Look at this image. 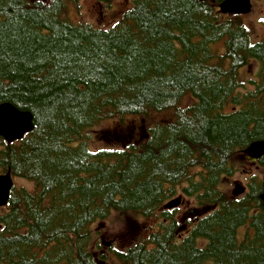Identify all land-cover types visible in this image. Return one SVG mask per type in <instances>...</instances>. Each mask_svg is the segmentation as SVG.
<instances>
[{
	"label": "trees",
	"instance_id": "obj_1",
	"mask_svg": "<svg viewBox=\"0 0 264 264\" xmlns=\"http://www.w3.org/2000/svg\"><path fill=\"white\" fill-rule=\"evenodd\" d=\"M77 1L0 0V104L34 125L12 144L0 138V174L32 185L13 186L1 209L0 264H264L262 180L252 175L237 199L217 188L264 140V77L247 90L238 78L249 62L264 68V41L234 17L220 21L223 0H132L104 29L64 17ZM151 112L171 119L143 141L88 146L100 123ZM182 185L210 208L183 242L162 210ZM112 210L157 221L108 262L90 250V226ZM248 218L256 236L237 244Z\"/></svg>",
	"mask_w": 264,
	"mask_h": 264
},
{
	"label": "rangeland",
	"instance_id": "obj_2",
	"mask_svg": "<svg viewBox=\"0 0 264 264\" xmlns=\"http://www.w3.org/2000/svg\"><path fill=\"white\" fill-rule=\"evenodd\" d=\"M213 1V0H209ZM132 0H79L76 4L67 3L64 17L69 21L79 24L85 23L96 28H108L113 26L121 14L130 8ZM251 10L246 15H241L240 23L248 30L251 42L264 41V0H250ZM219 20H225L219 14ZM220 54L223 53L221 44L217 45ZM261 74V75H260ZM258 75L264 77V68L255 62H249L239 69L238 78L247 90L250 86L248 80H255ZM191 99L186 97L183 106L189 105ZM171 119L169 113H149L144 117L111 119L100 123L88 130L87 143L93 150L101 148H121L135 141H143L146 137V129L153 124L165 122ZM234 171L231 176L220 180L218 189L227 198H232L231 192L236 185L245 186L252 175L261 179L262 166L258 163H250L246 157L237 156L234 160ZM14 187H29L32 185L24 180L13 178ZM237 197V195H235ZM235 198V197H234ZM191 202L192 199H187ZM0 208V212H1ZM183 210V207L182 209ZM184 212V211H183ZM179 215H183L180 211ZM155 217L144 219L129 213H119L112 210L104 220L94 222L90 226L91 243L90 250L94 255H103L105 260L113 262V251H123L130 245L139 242L149 229L155 226ZM108 264V263H107Z\"/></svg>",
	"mask_w": 264,
	"mask_h": 264
},
{
	"label": "water",
	"instance_id": "obj_3",
	"mask_svg": "<svg viewBox=\"0 0 264 264\" xmlns=\"http://www.w3.org/2000/svg\"><path fill=\"white\" fill-rule=\"evenodd\" d=\"M218 10L223 15H246L251 10L249 0H223L218 5ZM32 116L28 111L18 110L9 103L0 104V138L6 144H12L21 140L25 135L33 130ZM249 159H263L261 180L264 184V140L256 141L243 150ZM12 176L9 172L0 174V208L7 205L11 188L13 187ZM236 194H240L242 189L239 185L234 189ZM264 202V192L260 195ZM180 198H174L162 205V210H171L180 204Z\"/></svg>",
	"mask_w": 264,
	"mask_h": 264
},
{
	"label": "flooded vegetation",
	"instance_id": "obj_4",
	"mask_svg": "<svg viewBox=\"0 0 264 264\" xmlns=\"http://www.w3.org/2000/svg\"><path fill=\"white\" fill-rule=\"evenodd\" d=\"M250 1V0H249ZM251 4V3H250ZM222 15V14H221ZM241 15L235 16V15H223L225 17V20L231 19V18H239ZM224 21V20H223ZM247 161L250 163H258L259 160H252L247 158ZM260 165V164H259ZM261 166V165H260ZM242 192L240 194H236L234 190L231 192V199L234 197L241 198L248 192L247 184L245 186L240 185ZM185 185H182L180 187H177L175 190L174 195L170 197L169 200L174 198H180V204L171 210H166L168 212V215L174 220V223L176 225V234L177 238L183 242L186 238L190 237L193 233V230L199 225V223L204 219L206 215L210 212V208H198L196 207L195 200L185 193ZM237 195V197L235 196ZM260 197V195H259ZM187 199H192L191 202H188ZM183 207V210H181ZM180 211L182 212V216L179 215ZM184 211V212H183ZM254 214H258V209H255ZM252 221L250 218L244 222L243 225H241L238 228V234H237V244H247L248 242H251L252 239L256 236L255 228L251 225ZM193 241L195 242L197 248L199 250L204 249V246L206 245V242L204 241V238H201L199 241H197L195 238H193Z\"/></svg>",
	"mask_w": 264,
	"mask_h": 264
}]
</instances>
